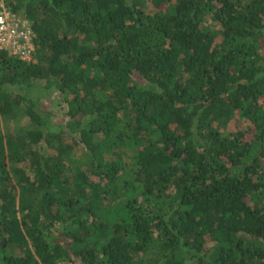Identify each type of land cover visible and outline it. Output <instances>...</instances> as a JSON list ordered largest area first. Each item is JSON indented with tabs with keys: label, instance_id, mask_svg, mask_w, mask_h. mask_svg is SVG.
<instances>
[{
	"label": "trees",
	"instance_id": "1",
	"mask_svg": "<svg viewBox=\"0 0 264 264\" xmlns=\"http://www.w3.org/2000/svg\"><path fill=\"white\" fill-rule=\"evenodd\" d=\"M4 2L0 264H264V0Z\"/></svg>",
	"mask_w": 264,
	"mask_h": 264
},
{
	"label": "built area",
	"instance_id": "2",
	"mask_svg": "<svg viewBox=\"0 0 264 264\" xmlns=\"http://www.w3.org/2000/svg\"><path fill=\"white\" fill-rule=\"evenodd\" d=\"M34 38L31 22L16 15L0 0V50L28 60L35 47Z\"/></svg>",
	"mask_w": 264,
	"mask_h": 264
},
{
	"label": "rangeland",
	"instance_id": "3",
	"mask_svg": "<svg viewBox=\"0 0 264 264\" xmlns=\"http://www.w3.org/2000/svg\"><path fill=\"white\" fill-rule=\"evenodd\" d=\"M51 104H52V101H51ZM49 106H50L51 110L53 112H55V114H57L59 116V118L64 116L63 114L65 113V111L60 110L61 108L54 107L52 105H49ZM63 107H65L64 104H63ZM0 123H1L2 129L5 130V131L6 130H18V129L21 131V129H22L24 123H25V120L21 119L20 121H18L15 116H13V115L11 116L10 115V116L6 117L5 119H2ZM76 154H77V157H80L81 156V151L79 150L78 152H76Z\"/></svg>",
	"mask_w": 264,
	"mask_h": 264
}]
</instances>
